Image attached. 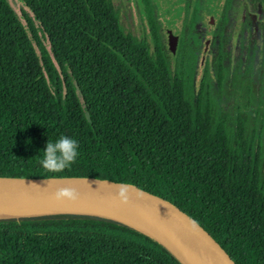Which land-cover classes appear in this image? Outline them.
<instances>
[{"label":"trees","instance_id":"trees-1","mask_svg":"<svg viewBox=\"0 0 264 264\" xmlns=\"http://www.w3.org/2000/svg\"><path fill=\"white\" fill-rule=\"evenodd\" d=\"M21 1L18 13L0 0V175L137 184L186 211L237 264H264V202L244 120L255 114L264 130V108L252 111L250 85L233 126L206 78L197 95L193 75L171 73L136 44L121 51L127 60L115 52L124 34L118 24L104 32L88 22L94 0ZM217 77L222 87V70ZM62 135L79 142L80 155L50 173L39 161ZM0 264L183 263L119 219L59 213L0 219Z\"/></svg>","mask_w":264,"mask_h":264},{"label":"flooded vegetation","instance_id":"flooded-vegetation-1","mask_svg":"<svg viewBox=\"0 0 264 264\" xmlns=\"http://www.w3.org/2000/svg\"><path fill=\"white\" fill-rule=\"evenodd\" d=\"M94 4L97 15L88 22H101L104 32L108 25L118 24L124 34L125 40L113 48L115 52L127 60L121 51L132 53L138 46L144 53L166 60L171 73L194 76L197 95L205 78L206 87L213 93V76L221 70V90L225 74L233 76L235 83H245V88L249 84L251 89L262 80L264 0H94ZM242 75L246 77H239ZM234 90L240 93L243 88ZM250 95L253 107L255 95ZM240 96L225 105L218 100L221 108L229 110L227 119L232 123L245 110ZM263 108L264 102L256 110L262 113ZM244 120L253 136L250 141L255 145L253 159L258 162L257 178L264 202V130L260 122L257 127L255 114Z\"/></svg>","mask_w":264,"mask_h":264},{"label":"water","instance_id":"water-1","mask_svg":"<svg viewBox=\"0 0 264 264\" xmlns=\"http://www.w3.org/2000/svg\"><path fill=\"white\" fill-rule=\"evenodd\" d=\"M77 94L89 116L81 90ZM120 185L127 187L126 198L118 195ZM61 187L75 188L79 198L56 199L54 194ZM59 213H91L119 219L158 240L183 264H237L196 219L137 184L81 174L0 175V219Z\"/></svg>","mask_w":264,"mask_h":264},{"label":"clouds","instance_id":"clouds-1","mask_svg":"<svg viewBox=\"0 0 264 264\" xmlns=\"http://www.w3.org/2000/svg\"><path fill=\"white\" fill-rule=\"evenodd\" d=\"M40 165L50 173H62L76 163L79 153V142L72 137L62 135L55 142L48 140L43 149ZM127 187L118 186V195L126 198ZM56 199L75 201L79 198L78 191L73 187H61L55 192Z\"/></svg>","mask_w":264,"mask_h":264},{"label":"rangeland","instance_id":"rangeland-1","mask_svg":"<svg viewBox=\"0 0 264 264\" xmlns=\"http://www.w3.org/2000/svg\"><path fill=\"white\" fill-rule=\"evenodd\" d=\"M10 4L12 7L18 12H21V8L24 6V3L21 0H9ZM264 74V73H263ZM214 78V93L216 94L218 100L222 105H225L224 103L226 101L233 102V99H236L239 91L234 90L235 88H243V90L246 87V84L243 83L240 85L239 83H235L233 80V76L229 74H225V86L220 89V86L218 85V79L217 75L215 74L213 76ZM242 78H245V75L239 76ZM212 79V78H210ZM253 89H251V93L255 95V101L254 105L252 107V111H254L262 102L264 101V75H262V80L259 81V83H255L252 85ZM233 126L235 124V121L232 123Z\"/></svg>","mask_w":264,"mask_h":264}]
</instances>
